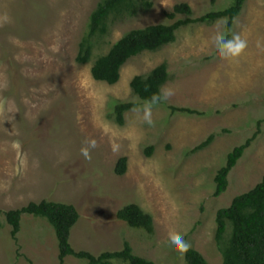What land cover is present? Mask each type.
<instances>
[{
	"label": "rangeland",
	"instance_id": "rangeland-1",
	"mask_svg": "<svg viewBox=\"0 0 264 264\" xmlns=\"http://www.w3.org/2000/svg\"><path fill=\"white\" fill-rule=\"evenodd\" d=\"M134 18L110 20L94 60L125 35L154 25L188 4L195 17L226 9L231 0H150ZM100 0H0V210L8 212L43 201L74 206L80 220L71 233L77 252L95 256L119 252L128 242L135 255L156 264H186L185 253L168 246V234L183 235L209 264H223L216 242V215L264 177V124L260 137L230 174V186L214 197L216 176L227 155L244 144L264 119V0H247L234 34L247 41L238 58L222 56L216 44L226 20L179 31L175 43L129 61L116 85L97 82L93 62L80 64V44ZM185 17L179 16L178 19ZM232 37V38H233ZM167 64L174 90L165 103L145 104L126 115L125 125L110 117L116 106L139 102L131 89L137 76ZM170 106L203 116L173 114ZM224 130L230 133H224ZM216 135L205 150H193ZM95 140L91 159L81 155ZM154 148L151 157L146 150ZM22 157L27 167H20ZM128 159L124 176L115 172ZM137 204L152 216L155 233L129 227L117 213ZM0 264H60L59 244L43 217L24 215L18 241L1 217ZM64 264H89L67 257ZM112 264H128L113 260Z\"/></svg>",
	"mask_w": 264,
	"mask_h": 264
},
{
	"label": "trees",
	"instance_id": "trees-1",
	"mask_svg": "<svg viewBox=\"0 0 264 264\" xmlns=\"http://www.w3.org/2000/svg\"><path fill=\"white\" fill-rule=\"evenodd\" d=\"M247 0H231V4L224 10L213 11L201 17H195L193 9L188 4L176 5L166 17L171 24L154 25L145 29L134 30L117 42L110 51L94 60L96 45L109 34L110 20H124L134 18L141 12L151 9L150 0H100L92 13L89 32L80 44L77 62L88 64L92 61V76L97 82L116 85L121 79L123 67L132 59L145 54L156 53L173 44L177 40L179 31L190 26H210L218 21L226 20L225 37L232 39L235 21L241 16ZM216 4V0H212ZM179 16L185 17L178 19ZM171 79L167 64H162L145 76H137L131 82V89L139 102L127 101L116 106L110 117L117 125L124 126L126 115L141 105H147L154 94H159ZM165 101L157 104H163ZM173 114L186 116H203L204 112L186 108L169 107ZM264 119L257 122L255 134L244 144L235 147L228 155L224 166L218 171L215 182L214 197L224 195L230 186V174L238 166L248 149L260 137ZM224 133L230 131L224 130ZM216 135L209 136L197 146L193 152L205 150L215 141ZM154 148L146 150L147 157H151ZM128 170V159L118 161L115 172L124 176ZM2 215L11 226V236L18 241L21 231L22 217L32 215L48 220L55 230L59 244L60 264H64L69 256L86 260L89 264H112L117 259L128 264H156L155 262L135 255L131 245L126 242L124 249L119 252H105L95 256L89 252H77L71 245V233L80 220L78 210L62 203L43 201L31 203L19 210L3 212L0 210V231L2 229ZM118 220L129 227L145 231L149 236L155 233L152 216L145 213L137 204H130L117 213ZM217 233L216 242L223 257V264H264V177L250 191L234 198L231 205L221 209L216 215ZM186 264H209L205 257L197 250L190 247L185 253Z\"/></svg>",
	"mask_w": 264,
	"mask_h": 264
},
{
	"label": "clouds",
	"instance_id": "clouds-1",
	"mask_svg": "<svg viewBox=\"0 0 264 264\" xmlns=\"http://www.w3.org/2000/svg\"><path fill=\"white\" fill-rule=\"evenodd\" d=\"M216 44L218 50L222 56L231 57L233 59L238 58L246 49L247 41L239 35H235L232 39H228L225 36L218 35L216 38ZM172 95H174V90L172 89H162L159 94H154L151 101L144 108L143 119L149 124H153L152 121V107L163 101H167ZM97 147L95 140L85 141L84 146L81 148V155L86 159H91V151ZM20 167H27V158L22 157L20 160ZM168 246L180 252L181 254L187 253L191 247L190 243L184 238L183 235L177 234L175 232H170L168 234L167 240Z\"/></svg>",
	"mask_w": 264,
	"mask_h": 264
}]
</instances>
